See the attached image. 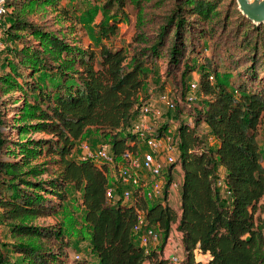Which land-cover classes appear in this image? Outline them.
Returning <instances> with one entry per match:
<instances>
[{"label":"trees","instance_id":"1","mask_svg":"<svg viewBox=\"0 0 264 264\" xmlns=\"http://www.w3.org/2000/svg\"><path fill=\"white\" fill-rule=\"evenodd\" d=\"M149 1L104 0L102 7L114 10L98 23L102 39L116 33L121 19L114 14L126 3L135 9L134 33L126 46L112 47L101 40L97 51L73 35L74 27L66 32L64 23L59 24L73 20L63 0H4L9 19L4 33L16 49L10 56L11 47L0 48L7 66L0 74V97L11 107V115L3 119L8 129L4 133L15 139L7 141L13 147L3 136L0 139V223L11 235V242L2 245L18 254L17 264L64 262L69 244L59 241L61 227L52 229L33 220L63 207L68 184L81 190L83 218L91 228L95 253L92 264H174L163 248L175 222L184 248L181 264H264V219L259 213L264 165L256 136L264 115V85L255 89L244 81L236 84L209 59L198 67L192 59H183L196 35L214 48L226 44L219 35L227 18L222 16L223 0H173L151 36L145 30ZM235 7V31L243 34L235 46L249 48V58L255 60L264 55V20L254 22ZM224 50L231 54L230 47ZM163 55L166 74L176 79L180 91L175 112L184 115L174 129L178 159L167 173L169 183L173 166L180 163L179 213L169 203L168 192L152 203L136 191L132 201L107 196L108 165L73 155L77 140L91 126L109 136L115 158L137 151V137L129 126L139 103L147 99V64L155 66ZM196 68L197 80L191 75ZM192 79L203 96L195 106L184 100ZM33 132L46 135L32 136ZM47 192L58 201L45 197ZM139 209L161 232L160 244L148 252L133 231ZM197 253L208 257L198 258ZM4 262L0 251V264Z\"/></svg>","mask_w":264,"mask_h":264},{"label":"rangeland","instance_id":"2","mask_svg":"<svg viewBox=\"0 0 264 264\" xmlns=\"http://www.w3.org/2000/svg\"><path fill=\"white\" fill-rule=\"evenodd\" d=\"M63 1L70 10L73 24L72 22L69 23L63 21L59 24L64 23L63 29H65L66 32L69 31L68 28L70 26L74 27L76 32L73 35H75V37L80 36L82 40H84L86 43H90L97 51L99 48V42L101 40L105 41L112 47H119L122 45L126 46L131 40V37L134 33L135 22V9L131 3H126L123 7V10L119 9L114 14L115 17H120L121 19L120 22H118L116 33L111 35L108 39H102L98 23L102 19H109L110 12L114 9L109 12V10L103 8L102 2L104 0ZM172 2L173 0H164V2L161 4H155L154 0L148 2L146 7L147 20L145 22V30L149 36L155 33L158 22L163 18L165 10L171 6ZM222 3V16L223 14H225V17L227 18L225 20V28L219 33V35L225 39L226 44H218L217 46H215V49L211 41H203V39L198 38L196 35L193 43L186 46L183 59H192L197 67L199 64L202 65L207 61V59H209V61H211V66H215L217 68V71L219 70L220 73L231 74V80L235 81L236 84L240 81H244L248 85V87L257 89L261 87V85H264V55L259 54V56L255 60H253L249 58L251 53V50H249V48L238 49L235 46L240 41L243 35L241 32L239 33L235 31L236 25L239 22V20H237L239 16L235 7V5H237V8L239 9L238 3L237 0H223ZM48 15H50V13ZM30 17L33 18V14H30ZM8 23L9 19L5 13L3 24L1 25L2 30L0 31V41L2 42L1 47H4L5 45L11 47V50H9L10 56H13V51H15L16 45L14 42L10 41L8 37L6 38V34L4 33L5 25H7ZM221 23L222 19L220 20L219 24ZM54 27H57V25H54ZM262 31H264V28ZM214 39H216V36H214ZM187 43H189L188 40ZM225 47H230L231 54L226 53V51L224 50ZM262 48L263 47H260L259 50L262 51ZM213 50L216 51L217 54H214ZM4 53V50L0 52V74H3L7 69L5 68L7 66H5ZM205 55L207 58L204 57ZM3 61L4 63H2ZM152 64L153 63L151 62L147 64L149 72L147 74V77L145 78L143 86V91L146 92L145 97H149V99H152L155 94L163 90H171L174 91L175 94L176 92L179 93L180 91L179 89H177L178 87L174 84V80L176 81V79L172 75L168 73L166 74L165 55L157 60L155 66L151 67ZM182 67L183 65L181 63L180 70L182 69ZM199 73L200 70L196 68L191 73L192 78L197 80V78L199 77ZM176 75L178 76L179 72H177ZM215 77L213 79H215ZM219 78L221 80L229 82L228 76L223 77L222 74H219ZM49 80H51V78H49ZM176 89L178 91H176ZM202 98L203 96L198 93V98L195 103H201ZM9 105L10 104H8L7 101L3 102L0 97V139L3 136L5 139V143H7L9 147H13V143L11 144L7 141L11 138L15 139V135L7 134L8 132L4 133L5 130L8 129H6L5 123H3L4 117H6V115H11V107ZM192 105L195 106L196 104ZM2 107L6 109L5 112L1 111ZM175 111L176 109H167L164 104H160V114L154 119L156 124H165L166 122V125L169 128L170 132L172 134L174 133L173 135H175L174 129L176 124L181 120V118H184V115L182 113L176 114ZM260 123L261 124L258 127L256 136L260 145L262 153V163L264 165V115ZM31 135L43 136L46 134H44L43 132H33L31 133ZM109 139V136L101 135L98 129L91 126L87 128L80 139L77 140L76 145L73 149V155L79 157V155L82 154V143H88L91 147L95 148L101 142L109 141ZM146 148V146L140 144L137 146V151L141 153L146 150ZM118 158L116 160L114 159L112 163L108 164L109 169L107 176L109 182H113L114 173L117 171V168H119V165H117V163H120L121 159L120 157ZM177 172L179 171L177 167H175V174L174 176H172L175 181L179 175V173ZM50 175L53 176V173H50ZM46 177H48L47 174ZM67 190L68 197L62 202L63 207L61 209L56 210L50 216L37 217L33 220V222L39 225H49V227H51L52 229H57L58 226L61 227L62 240L61 238H59V241L65 240L69 244L68 248H65V250L68 251L66 252L68 254L65 255V258L63 260L64 262H62L61 264H82L87 262H89V264H92L93 260L95 259V253L93 252L90 241L91 228L83 218L84 206L81 202V190L76 189L72 184H68ZM117 192H121L120 189ZM44 195L45 197L50 198L52 202L58 201L56 196L52 193L47 192ZM148 203L152 202L148 201ZM261 205L259 213H261V216L264 219V204ZM152 226L155 227L154 225ZM135 240L137 243H139V239L137 238V236L135 237ZM2 242H11V235L9 234L5 225L0 223V251H3L5 254V262L3 264H17L19 260L18 254L13 252L9 245H2ZM151 246V244L148 245V247Z\"/></svg>","mask_w":264,"mask_h":264},{"label":"built area","instance_id":"3","mask_svg":"<svg viewBox=\"0 0 264 264\" xmlns=\"http://www.w3.org/2000/svg\"><path fill=\"white\" fill-rule=\"evenodd\" d=\"M5 13L4 0H0V31L2 30L1 25ZM1 46L2 42L0 41V48ZM210 77L212 78V75ZM197 98L198 85L195 80H192L188 85L184 100L192 105L196 104ZM177 100H179L177 92L175 94L174 91L163 90L155 94L152 99L147 97L139 103L138 114L130 124L129 130L136 135L137 146L142 144L147 148L141 153L139 151H125L119 156L121 159L120 163H117L119 168L114 173L113 182H110L106 188L107 196L120 198L123 201H132L136 191L148 203V201H160L167 192L169 194L170 190L178 186V182L173 178L169 183L167 181L169 167L178 159V139L173 135L174 133L170 132L168 127L162 128V125L156 124L154 120L160 114V104H164L167 109L172 110L176 108ZM110 146L108 141L101 142L95 148L88 143H82L83 151L79 157L108 165L114 159H117L114 157ZM108 169L107 167V173ZM144 172H147V176ZM117 189H120L121 192L116 193ZM133 231L139 239V244L145 248L146 252L151 247L158 246L161 242V232L147 223L142 209L138 210ZM178 235H180L178 230L177 233L170 231L166 238V243L170 242L172 245V251L166 256L174 264H181L184 257L180 254L182 243ZM149 244L152 246L148 247ZM145 264H149V261L145 260Z\"/></svg>","mask_w":264,"mask_h":264},{"label":"crops","instance_id":"4","mask_svg":"<svg viewBox=\"0 0 264 264\" xmlns=\"http://www.w3.org/2000/svg\"><path fill=\"white\" fill-rule=\"evenodd\" d=\"M215 140L212 141V143H214ZM175 167H177L178 171L177 173H179L178 178L176 179V181L178 182V186L172 190H170L169 194H168V198H169V203L177 210V212H180V193H181V182H182V169L180 166V163H177L173 166L172 168V176H174V169ZM218 172L219 174H223L224 173V169L222 166H219L218 168ZM147 176V172H144ZM172 233H177V228H176V222L172 224L171 226V230ZM180 237V235H178ZM178 237V238H179ZM181 240V238H180ZM182 243V242H181ZM172 251V245L170 244V242L165 243L164 248H163V252L164 255H168L170 252ZM180 254L183 256L184 255V248L183 245L181 247V251ZM198 258L201 259H206L208 257L207 253H197Z\"/></svg>","mask_w":264,"mask_h":264},{"label":"water","instance_id":"5","mask_svg":"<svg viewBox=\"0 0 264 264\" xmlns=\"http://www.w3.org/2000/svg\"><path fill=\"white\" fill-rule=\"evenodd\" d=\"M242 13L254 22L264 20V0H237Z\"/></svg>","mask_w":264,"mask_h":264}]
</instances>
